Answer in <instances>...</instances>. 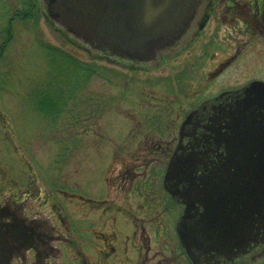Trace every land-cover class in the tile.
Returning <instances> with one entry per match:
<instances>
[{"label":"rangeland","instance_id":"obj_1","mask_svg":"<svg viewBox=\"0 0 264 264\" xmlns=\"http://www.w3.org/2000/svg\"><path fill=\"white\" fill-rule=\"evenodd\" d=\"M28 1L0 0V203L10 192H30L29 200L21 197L22 214L52 226L50 264H82V256L90 264H147L167 256L162 246L170 248V261L174 246L155 234L163 226L156 204L178 126L203 79L191 77V87L177 90L175 53L146 71L99 57L53 25L41 0H32V9ZM219 1L223 7L227 0ZM233 21H224L231 22L225 32H253L251 19ZM256 29L250 50L261 56L264 9ZM39 43L101 66L105 76H91L55 119L40 107L49 67ZM136 188L147 206H140ZM109 246L113 254H97ZM25 256L10 264H34L32 252ZM256 261L250 264H264Z\"/></svg>","mask_w":264,"mask_h":264},{"label":"water","instance_id":"obj_2","mask_svg":"<svg viewBox=\"0 0 264 264\" xmlns=\"http://www.w3.org/2000/svg\"><path fill=\"white\" fill-rule=\"evenodd\" d=\"M209 0H41L53 25L99 57L146 67L174 54ZM164 190L184 206L175 228L192 264L264 263V82L190 112Z\"/></svg>","mask_w":264,"mask_h":264},{"label":"flooded vegetation","instance_id":"obj_3","mask_svg":"<svg viewBox=\"0 0 264 264\" xmlns=\"http://www.w3.org/2000/svg\"><path fill=\"white\" fill-rule=\"evenodd\" d=\"M223 4L224 8L219 0H209L204 3L197 11V17L191 25L190 31L185 35V39L178 41L174 47V53L177 54L173 58V63H176L173 65L177 69L175 73L177 90L191 87V77L203 79L199 80L196 86V89L200 88L199 91L197 90L194 94L191 93L190 99H192V104L195 103V105L186 113L182 121L190 112L206 101L212 100L225 92L237 90L252 81L264 82V53H261L260 56V54L250 50V45L257 37L252 35L258 32H255V30L259 26V17L264 9L262 1L227 0ZM246 18L252 20L250 28L253 32L249 33V36H243L245 35L244 32L235 29L232 33L225 32L226 26L231 22L225 23L224 21L231 19L234 20L233 22H243ZM189 36H192V38L188 39ZM187 39L191 42L186 46ZM2 50L3 48L0 46V56ZM249 51L251 53L248 54ZM243 58L245 59L244 63H241ZM248 72H251L252 76L241 82L239 76L242 75L243 77V74ZM182 121L178 126V130ZM177 142L170 155L174 151ZM17 159H19L18 156ZM166 165L163 168L161 180L163 197L159 200L161 203L156 204V208L162 212L160 221L163 226H158L155 234L164 235L166 241L174 246L171 250L173 256L169 261L170 248L162 246L161 248H164L163 251H166L165 255L167 256L147 264H181V262L192 264L180 246L175 228L178 218L183 213L184 206L174 202L163 189V176ZM136 190L140 197V206H147V197L144 198L145 194L141 188L139 189L140 192L138 188ZM21 197H25V201L29 200L31 198L30 192L28 190L10 192L8 198L0 203V264H10L13 260L24 262L27 252L33 253L34 264H50V258L52 252H54L51 245L52 240H54L52 226L45 219H28L23 216L24 202ZM33 201L35 202V199ZM103 243L108 244L109 242L103 240ZM145 248L149 252L150 248ZM100 249L98 247L97 254L106 257L116 251L115 246H109L107 252H102ZM82 264L90 263L86 262L82 256ZM96 264H100V262L97 261Z\"/></svg>","mask_w":264,"mask_h":264},{"label":"trees","instance_id":"obj_4","mask_svg":"<svg viewBox=\"0 0 264 264\" xmlns=\"http://www.w3.org/2000/svg\"><path fill=\"white\" fill-rule=\"evenodd\" d=\"M33 1H28L32 9ZM32 11L26 14L31 17ZM45 54L48 72L44 87L39 91L40 107L46 115L57 117L65 111L69 102L75 101L81 86L91 79V76L104 78L101 66L82 62L68 52L47 43H39ZM74 105V104H73Z\"/></svg>","mask_w":264,"mask_h":264}]
</instances>
